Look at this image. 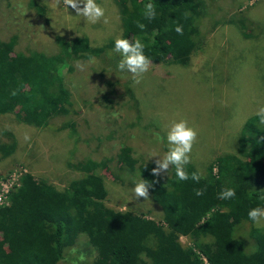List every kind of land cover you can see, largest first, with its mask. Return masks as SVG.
Segmentation results:
<instances>
[{
	"label": "rangeland",
	"instance_id": "1",
	"mask_svg": "<svg viewBox=\"0 0 264 264\" xmlns=\"http://www.w3.org/2000/svg\"><path fill=\"white\" fill-rule=\"evenodd\" d=\"M95 2L107 23L104 18L85 21L63 0H0V39L16 36L17 52L58 53L56 37L86 36L94 48H103L88 59L68 60L63 78L69 99L47 126L24 124L11 113L0 116V145L13 149L0 158V205L7 203L22 174L64 190L84 176V166L74 165L89 159L104 182L107 207L163 224L150 192L147 200L135 198L132 189L141 180L124 160L155 165L159 157L150 156L168 150L167 131L182 119L198 132L189 164L202 177L217 157L235 153L242 124L264 105V0L207 1L212 14L203 19V40L189 63L152 64L139 84L117 68L121 57L113 47L122 37L118 1ZM253 225L264 229V224ZM77 240L80 245L66 250L61 264L92 263L96 253L86 236ZM179 241L193 247L187 236Z\"/></svg>",
	"mask_w": 264,
	"mask_h": 264
},
{
	"label": "trees",
	"instance_id": "2",
	"mask_svg": "<svg viewBox=\"0 0 264 264\" xmlns=\"http://www.w3.org/2000/svg\"><path fill=\"white\" fill-rule=\"evenodd\" d=\"M117 1L121 38L140 39L153 64L187 65L202 43L203 19L212 14L206 10L209 0ZM148 2L157 11L151 22L141 15ZM137 20L146 24L143 32ZM177 24L183 26L182 36L174 31ZM56 42L58 53L33 48L25 54L16 51V36L0 39V116L11 113L24 124L47 126L69 99L63 78L68 60L103 51L86 36L56 37ZM15 89L18 94L10 95ZM233 146L235 153L217 157L199 183L178 181L175 170L166 178L153 176L155 165L125 158L128 169L149 183L163 224L107 207L104 182L89 159L74 165L84 166V176L64 190L22 174L0 205V264H61L66 250L80 245L81 234L96 253L91 264H264V229L247 215L264 208L259 198L264 195V126L255 115L244 121ZM12 153L0 145V158ZM185 170L196 171L190 164ZM226 188L236 190L234 199H218ZM195 189H204V195L196 196ZM180 236L191 238L193 247L183 246Z\"/></svg>",
	"mask_w": 264,
	"mask_h": 264
},
{
	"label": "clouds",
	"instance_id": "3",
	"mask_svg": "<svg viewBox=\"0 0 264 264\" xmlns=\"http://www.w3.org/2000/svg\"><path fill=\"white\" fill-rule=\"evenodd\" d=\"M63 3L68 7L71 6L78 16H82L85 21L89 23H97L101 18H105V12L95 0H63ZM83 3V7L80 4ZM19 7L23 8V4ZM144 20L149 22L153 21L157 16L156 6L152 2H148L144 5L142 13ZM136 27L142 32L146 29V24L135 21ZM174 31L178 35H183V26L177 24ZM145 44L140 39H126L117 37L114 41L113 52L118 54L121 59L117 65V68L121 72H128L131 74V78L134 84H139L143 79V76L149 71L152 66V60L145 55ZM18 89L13 90L10 95L16 96ZM255 116L258 119V123L264 126V105L257 108ZM168 150L162 155L153 154L150 158L159 157L155 159V167L152 169L153 176H160L162 173H168L170 167L175 169V176L178 181H192L199 183L201 174L198 171L192 172L190 175L185 170V165L191 162V153L194 144L197 142L198 132L194 127L189 126L187 120H179L173 122L166 134ZM196 196L204 195V189H195ZM135 198H144L147 200L149 197V183L141 180L137 182L132 189ZM236 197V190L234 188H226L218 194V199L230 200ZM264 200V195L259 197ZM249 220L256 225L264 224V208L256 207L252 208L247 213Z\"/></svg>",
	"mask_w": 264,
	"mask_h": 264
}]
</instances>
